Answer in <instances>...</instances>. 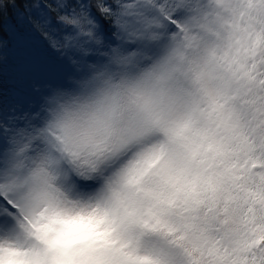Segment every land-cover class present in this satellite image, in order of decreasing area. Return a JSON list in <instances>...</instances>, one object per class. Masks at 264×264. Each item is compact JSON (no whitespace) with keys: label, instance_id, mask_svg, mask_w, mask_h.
I'll return each instance as SVG.
<instances>
[{"label":"snow or ice","instance_id":"1","mask_svg":"<svg viewBox=\"0 0 264 264\" xmlns=\"http://www.w3.org/2000/svg\"><path fill=\"white\" fill-rule=\"evenodd\" d=\"M0 264H264V0H0Z\"/></svg>","mask_w":264,"mask_h":264}]
</instances>
